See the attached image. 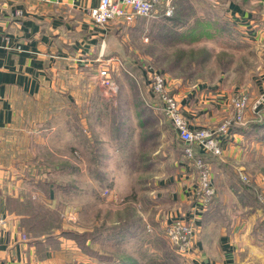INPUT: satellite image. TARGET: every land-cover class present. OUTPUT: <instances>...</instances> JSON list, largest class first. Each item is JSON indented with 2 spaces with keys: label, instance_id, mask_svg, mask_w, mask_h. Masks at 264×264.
Returning a JSON list of instances; mask_svg holds the SVG:
<instances>
[{
  "label": "rangeland",
  "instance_id": "rangeland-1",
  "mask_svg": "<svg viewBox=\"0 0 264 264\" xmlns=\"http://www.w3.org/2000/svg\"><path fill=\"white\" fill-rule=\"evenodd\" d=\"M173 5L170 20L159 16L135 18L130 24L115 19L107 24L124 55H105L78 71L58 76L51 96L67 97L68 105L60 111L54 101L51 114H37V128L49 125L53 132L49 137L38 133L30 155L35 164L19 168L25 177L31 173L37 180L41 178L40 187L31 185L30 191L36 196V204L53 213L61 230L91 234L108 230L117 220H129L119 223L118 228L148 223L153 232L148 247L152 242L159 247L132 250L135 255L147 252V257H155L153 264H192L189 260L197 243L201 211L207 212L204 219L215 239L230 236L244 246L252 242L257 227L264 239V184H255L252 176L255 171L264 175L263 158L250 168V175L236 171L238 176H234L228 169L234 189L223 178L214 182L211 178L214 194L207 204L199 186L201 171L194 165V181L186 197L188 208L180 209L179 202L173 200L188 185L172 180L178 171L175 162L183 164L186 160V146L168 118L156 109L150 86L152 72L161 71L168 79V95L179 101L183 116L184 99L199 86H214L225 77L238 88L242 85L255 99L258 94L252 93L264 80V0H176ZM189 32L195 34L193 39L182 40ZM249 107L253 108V101ZM226 120L215 129H202L215 132ZM130 147L135 151L132 166L127 151ZM83 159L90 164L87 169H82ZM205 162L212 175L209 162ZM47 180L54 182L53 201L43 193ZM226 193V201H220L223 196L219 195ZM229 193H238L242 202L237 203ZM177 222H188L192 231L191 238L180 246L167 236ZM55 232L58 235L60 230ZM82 249L76 250L77 260L96 264L92 253ZM100 249L101 254L109 251L99 243L93 245V250Z\"/></svg>",
  "mask_w": 264,
  "mask_h": 264
},
{
  "label": "crops",
  "instance_id": "crops-1",
  "mask_svg": "<svg viewBox=\"0 0 264 264\" xmlns=\"http://www.w3.org/2000/svg\"><path fill=\"white\" fill-rule=\"evenodd\" d=\"M99 1L0 0V220H3L0 225V264L88 263L75 257L79 248L73 240L60 238L52 243L47 235L34 236L28 231L25 222L29 216L20 208V202L26 199L35 202L36 196L30 191L27 177L20 173L19 168H31L35 164L30 155L38 133L49 137L53 132L49 125L37 128V114H51L50 106L54 101L60 111L68 105L67 97L51 96L58 76L69 70L78 71L105 55H124L113 30L95 25L90 18L91 8L96 7ZM141 66L143 64L139 65L140 69ZM144 74L147 77V72L144 71ZM224 79L214 86H199L192 96L181 100L191 130L215 129L233 116V98L245 91L242 85L238 88V84ZM166 81L168 84L167 77ZM261 86L252 94L259 95ZM219 138L223 154L218 157L207 154L204 157L210 164L213 182L216 178H223L233 187L228 172L233 170L234 176H238L236 171L248 174L252 166L264 159V110L254 112L249 107L244 124L232 126L228 133L219 135ZM127 151L130 152L131 166L135 165L132 160L134 148L130 147ZM184 157L186 160L183 164L178 163L180 160L175 162L178 171L177 176L172 177L176 184H181L180 181L188 184L173 197L180 203V209L189 206L187 196L191 193L189 184L194 181L195 170L193 162ZM83 162L82 169L90 167L84 159ZM247 164L251 165L248 167ZM227 165L232 169L228 167L226 170ZM255 172L252 175L255 184H264L263 173ZM26 186L29 189H25ZM229 194L235 197L233 200L237 203L242 202L238 193ZM220 196H223V200ZM53 197L52 191L46 195L48 201H53ZM219 197L220 201L225 202L228 196L226 193ZM206 213L200 212V230L189 262L264 264V239L259 227L254 231L252 242L244 246L234 242L230 236L220 235L215 239L206 225ZM127 221H113L109 229L118 228L119 223L123 225ZM147 224L140 221L136 225H125L124 231L111 232L109 238L100 243L102 249H109L108 253L101 254V249L98 250L99 258L93 257V263L153 264L151 260L155 257L149 258L147 252L135 255L132 250L148 251L149 248L159 247L154 242L148 247L147 240L153 232ZM235 250L238 253L234 256Z\"/></svg>",
  "mask_w": 264,
  "mask_h": 264
},
{
  "label": "built area",
  "instance_id": "built-area-1",
  "mask_svg": "<svg viewBox=\"0 0 264 264\" xmlns=\"http://www.w3.org/2000/svg\"><path fill=\"white\" fill-rule=\"evenodd\" d=\"M173 2L174 0H100L96 7L91 8L89 14L95 25L105 28L107 24L115 19H124L125 23L130 24L135 18L170 17L174 13ZM151 76L153 78H151L150 86L151 92L156 97L155 107L158 111L161 110L168 118L179 139L185 144L184 155L200 169L199 186H201V194L207 204L211 201L214 194V189L211 186L212 175L205 160L201 157H196L195 149H198L201 153L221 156L223 151L219 135L228 133L234 125L244 124L246 111L252 101L254 112L264 110V88L255 99H251L246 92H241L234 97L232 101L233 116L226 120L217 131L213 132L208 129L194 131L186 123L181 112V106L178 105L179 101L168 95L165 76L156 71L152 72ZM106 193H108V190H106ZM261 200L264 203V198ZM1 224H3V220H0ZM190 226L188 222L183 224L182 222H177V224L170 227L167 236H170L172 241L175 240L176 243H174L180 246L191 238L192 231Z\"/></svg>",
  "mask_w": 264,
  "mask_h": 264
},
{
  "label": "trees",
  "instance_id": "trees-1",
  "mask_svg": "<svg viewBox=\"0 0 264 264\" xmlns=\"http://www.w3.org/2000/svg\"><path fill=\"white\" fill-rule=\"evenodd\" d=\"M175 1L176 0H174L173 3H175ZM161 19L166 21V20H170L171 17L162 16ZM208 23L209 25H211L209 21ZM202 24L204 23L202 22ZM209 31L212 32V30H209ZM202 33H205V32H202ZM194 35H195L194 33L189 32L188 34H185L184 37H181V39L182 40L183 39L192 40L193 39L192 36ZM153 96L155 97V95ZM195 153H196V157H201V158H203L204 155H207L205 153L204 154L201 153L198 149H195ZM215 157H218V156H215ZM203 159L206 161L205 157ZM225 168H228V167L225 166ZM36 178H38L36 175L29 173L27 177V185H29V187L33 185L34 188L40 187L41 178H39L38 180ZM43 186H44L43 193L48 195L52 191L54 182L47 180L44 182ZM252 193L254 195V198L257 201H259V199L256 196V191L254 190V188H252ZM20 208L23 209V212L29 216V218L25 222V225L28 231L32 235L34 236L47 235L48 240L52 243L59 241L60 238L73 240L75 243H77V245L83 248L82 250L84 251V253L91 252L92 254L90 255H92V257L99 258L98 256L99 251L93 250L94 244L96 243L100 244L104 239L105 240L108 239L111 232L115 233V232L124 231L123 230L124 228L122 227V228H114V229H108V230H101V229L96 230V231L94 230V232H92L91 234H87V233L78 234V233H75L69 230H61L60 226L56 223V220H54L53 218V213L47 210L46 206L38 205L36 204V202L32 201L31 199H26L24 202H20ZM55 229L60 230L58 235H56Z\"/></svg>",
  "mask_w": 264,
  "mask_h": 264
}]
</instances>
